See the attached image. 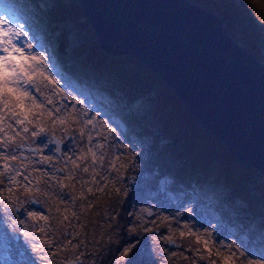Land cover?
Masks as SVG:
<instances>
[{
  "label": "rangeland",
  "instance_id": "1",
  "mask_svg": "<svg viewBox=\"0 0 264 264\" xmlns=\"http://www.w3.org/2000/svg\"><path fill=\"white\" fill-rule=\"evenodd\" d=\"M59 2L67 4L69 0ZM190 2L217 16L227 36L251 57L264 64V34L261 31V23L264 22V0ZM220 2L223 3L221 8L218 5ZM52 4V0H14L12 6L1 7L8 9L14 16L23 15L33 20L36 30L47 42L57 30H52L46 23L47 27H44L43 24L46 21L52 22L53 28L62 29V34L58 32L61 38L64 35L68 37L70 44L75 42L74 49L78 42L83 41L85 34L71 32L68 30L69 24L62 20L53 22L48 13ZM239 12L243 14L241 17ZM231 17L238 23L233 28L227 24ZM253 21L260 27L257 28ZM0 26H6V23ZM95 36L92 35V38L95 39ZM78 57L81 59L82 53H79ZM76 65L81 67L77 62ZM70 68L73 69L71 64ZM43 76V70H37L32 81L39 87L37 95L53 101L52 109L42 107L38 97L33 99V94L29 98L35 104L27 103L24 99L17 101L15 95H10L9 106L5 108L3 101L0 100V166L3 163L5 171L9 174L8 178L0 169V208L12 207L19 198L29 209L44 210L43 213L38 212L35 219L27 217L23 225L19 223L20 214L13 220L8 212L3 213V217H0V264H31L33 258L37 264H62L78 259L82 264H125L126 258L122 255V249L128 246L125 241L137 234L143 241L142 259L145 261L154 259L155 264H222L212 255L219 251V244L216 241L212 246L205 245L196 238L184 236V231L177 226L176 222L178 220L182 222L183 218L174 214V208L182 200L192 201L188 198L190 185H187L188 188H169L172 178L165 173L157 174V169L153 167L150 153L153 138L141 132L140 124L138 126L133 119V116L138 120L144 117V123L150 127L151 132L157 131L153 120H147V114L144 113L147 110L148 95L138 93L134 98L140 101V107L137 112L132 109L133 113H128L131 111L129 110L132 108L131 104L128 109L127 104V107L125 104L123 106V102L114 100L109 96L110 93H107L108 97L103 99L105 104H109V107L113 105L121 107L132 125L123 124L119 120L122 124H119L121 143L118 146L110 140L114 134L109 136L104 131L103 136L98 138L96 163L93 164L88 129L82 124L75 107L72 104H69V107L65 106L62 123L54 122L52 114L57 109L62 113L65 100L62 95L52 90V84L44 80ZM63 76L66 79V75ZM102 86L100 84V88L104 89ZM107 90L126 99L120 89L111 86ZM18 112L24 118L21 130L15 126ZM164 122L165 135H159L160 143L174 139L169 120L166 119ZM30 125L37 130L43 128L44 135L32 137L30 133L34 129H30ZM24 127L30 130L29 133L23 132ZM90 127L93 128L94 124H90ZM72 132H75V136L71 135ZM45 137L47 147L42 149L40 141ZM70 140L75 148L72 155L75 163L68 159L67 146ZM55 142L59 143V152ZM5 143L11 146L8 151L4 150ZM13 154L16 159L11 158ZM44 156L50 157V161L40 163ZM85 168L87 171H84ZM46 169L50 171H45ZM61 169L63 172L58 171ZM258 175V179L264 181V174L260 172ZM25 176L28 177V181L25 180ZM200 178L212 177L200 174L198 179ZM241 183L243 186L251 184L245 180ZM230 186L228 199L239 205V208H236V205L231 208L240 222H230L235 215L234 212L231 215L224 214L222 220L218 221L221 226L217 231L224 236H228L224 234L226 231H229L230 235L233 232L238 234L237 229L243 223L241 217H258L262 223L264 222L258 215L254 216L250 210L247 211L245 201L233 193L232 184ZM61 194L65 199H61ZM32 198L39 203L28 204V199ZM196 201L194 199L186 211L206 207L202 198L199 197ZM241 205L244 206L240 208ZM41 214H46L48 218L39 219ZM118 216L120 221L116 219ZM42 227L44 231H40ZM6 233L15 234V238L10 239L9 236L8 240L4 239ZM240 233L241 237L246 239L244 230ZM30 235L35 236L34 242L42 246V252L31 248L28 243ZM49 244L52 245L51 248ZM227 262L250 264L244 262L242 258H237V263L229 260ZM261 262L259 264H264Z\"/></svg>",
  "mask_w": 264,
  "mask_h": 264
},
{
  "label": "water",
  "instance_id": "2",
  "mask_svg": "<svg viewBox=\"0 0 264 264\" xmlns=\"http://www.w3.org/2000/svg\"><path fill=\"white\" fill-rule=\"evenodd\" d=\"M78 1L102 48L145 64L230 157L264 173V64L217 16L187 0Z\"/></svg>",
  "mask_w": 264,
  "mask_h": 264
},
{
  "label": "trees",
  "instance_id": "3",
  "mask_svg": "<svg viewBox=\"0 0 264 264\" xmlns=\"http://www.w3.org/2000/svg\"><path fill=\"white\" fill-rule=\"evenodd\" d=\"M52 2L48 13L53 22L62 20L69 24L71 32L85 34L83 41L74 47L77 56L79 53L83 55L77 61L80 68L97 73L108 88L120 89L127 98L133 99L140 92L148 95L144 113L147 120H153L157 131L151 132L144 117L138 120L133 116V119L138 126L140 124L141 132L153 138L150 151L153 167L157 174L165 173L172 178L169 188H188L190 181L198 179L200 174L226 178L233 186V193L245 201L247 211L264 221V181L258 179L260 171L231 158L226 146L203 128L171 88L145 64L132 56L108 54L96 39L94 28L78 0H69L67 4L59 0ZM222 4L218 3L220 8ZM242 15L239 12V17ZM233 18L227 23L230 28L238 24ZM166 119L171 124L174 139L160 143L159 135H165ZM244 180L251 184L243 186L241 182ZM116 219L120 221V216Z\"/></svg>",
  "mask_w": 264,
  "mask_h": 264
},
{
  "label": "bare ground",
  "instance_id": "4",
  "mask_svg": "<svg viewBox=\"0 0 264 264\" xmlns=\"http://www.w3.org/2000/svg\"><path fill=\"white\" fill-rule=\"evenodd\" d=\"M13 2L14 0H0V14H2L3 10L5 9L4 7L3 8L1 7L2 5L12 6L11 3ZM45 23L49 27H51L52 30H57L55 31L54 36L48 39L49 42L47 41L45 42L50 43L57 53L56 71L59 74L53 76L43 71L44 72L43 78L44 80H47L52 84L53 86L52 90L54 92H58L60 95H62L63 98L68 97L67 99L64 98L65 105L64 104L62 105L63 108L62 113L58 110L54 111L52 117H54L55 123L61 124L63 119V114L65 112V106H69V104H72L75 107L77 114H79V117L82 121V124H84V127L88 129V135L90 136L89 137L90 141L88 143L92 151V158H94L93 164H95L96 163L95 151L98 148V138L103 136V132L105 131L106 133H108L109 136L114 134L110 140H112L114 144L118 146L121 143V141L119 140V135L121 132V129H119V124L121 125L122 124L121 122H123V124L126 123L127 125H132L130 118H128V120L130 121L127 120V116H126L127 113L122 111L121 107L117 105H113L109 107V104L108 105L105 104L103 99L106 98L107 93H110L109 96L112 97L114 100H119L120 102H123V106L125 104V107L128 106V109L130 107L129 105L131 104L132 108L130 107L129 110L131 111H129L128 113H131L134 109L136 111L140 107V101L135 100V98L130 99L126 97V99H124V97H121L119 94H114L113 92L108 91L107 90L108 87L106 86L104 80L97 73L93 72L89 68H86V70L78 69L80 67L76 65V62L78 61L79 57L77 56V54H75L73 49V43L75 42L73 43L71 42L70 44L68 42V37H65L64 35L63 38H61V35H58V32L61 33L62 31L60 27L53 28L51 25L52 22L50 21H46L44 22V24L42 23L44 27H47ZM261 26H262L261 28L262 34H264V22L261 23ZM35 47H36V42H33V48ZM105 51L108 52V54L110 55H122V54H117L120 52H113L108 50ZM68 57L70 62L68 60ZM12 58L17 63H22L24 59L22 57L16 56L15 54L13 55V57H10V59ZM70 64L73 67V69L70 68ZM63 74L66 75V79H64V81L61 79V76H63ZM33 76L34 74L26 72L24 79L27 83L31 84ZM100 84L103 85L102 86L103 88L104 87L105 88L101 89ZM23 91H24L23 89L20 90L22 94V99H24L25 102L30 104H35V102L31 101L29 98L31 94H33L35 98L38 97L39 103L42 104V107H49L52 109L53 101L52 103H48L49 100L45 99V97L41 98L40 95H37V93H33L31 91H29L28 94L23 95ZM69 93H71L70 97L68 96ZM121 95L123 94L121 93ZM76 101H80V102L76 103ZM126 101H128L129 103H126ZM89 118L92 119V123H88ZM16 120H22V121L24 120L23 115L20 112H18V117L16 118ZM119 120H121V122ZM90 124H94V127L91 128ZM22 125H24V123L20 125H17L15 123V126L19 130L22 129ZM29 127L30 129H34L33 125H30ZM113 131H115V133H113ZM71 135L75 136V132H72ZM34 138H38V137H34ZM0 169H2L3 172L6 175H8L7 177L9 178V174L7 173V171H5V166L3 163L0 166ZM259 171L262 172L261 170ZM230 185H231L230 182L226 180V178H200L190 181V187L188 188L189 190L188 198H191L192 201L182 200L174 208V214L179 215L181 218H183L182 222H179L178 220L176 223L177 226L184 231L183 234L184 236L186 235L188 237L196 238L198 242H202L205 245L207 244L211 246L213 245V242L216 241V239L214 238V233L212 230H210L209 225L210 224L213 225L216 228V231H218V229L221 226V223L218 221L222 220L221 217L224 214L227 215L233 214L234 212L233 206L236 205L233 201H229L228 199L229 198L228 187ZM199 197L204 200L206 207L204 209L196 210L194 208L191 211H186L187 207H190V203H192L194 199L196 201L197 198ZM243 206L244 205H241L240 208ZM236 208H239V205H236ZM216 216H219L220 218ZM224 219L230 220L227 217H224ZM240 220L243 223L237 229L238 234L237 232H233V234L230 235L229 231H226L224 234L226 235L228 234V236H239L241 234L240 233L241 230L242 231L244 230V233L247 236L246 239H248L249 237L259 238L262 234H264V222L262 223L261 220L258 219V217H251V218L241 217ZM230 222L231 223L240 222L239 217L236 216L235 214L234 217L232 216ZM235 247L238 248V246ZM257 247H259V245H257ZM212 255H214L215 259H217L219 263L222 264H228L227 260L234 261L235 263H237V258H242L244 262L250 264H259L261 262L258 259L247 258L246 254L234 255L232 246L228 248H221L220 244H219V251L212 253Z\"/></svg>",
  "mask_w": 264,
  "mask_h": 264
},
{
  "label": "snow or ice",
  "instance_id": "5",
  "mask_svg": "<svg viewBox=\"0 0 264 264\" xmlns=\"http://www.w3.org/2000/svg\"><path fill=\"white\" fill-rule=\"evenodd\" d=\"M251 14L249 13V16ZM14 21V22H13ZM0 100L3 101V106L7 108L9 106V96L15 95L17 101L22 99V94L20 92L23 89V95L28 94L29 91L36 93L39 91V87L36 85L35 81H32L31 84L27 83L24 79L26 72L34 74L37 70H43L49 75L59 74L57 69L56 61V51L51 46L50 43H46L42 35L36 30L35 23L30 18L20 15L14 16L8 9H4L3 13L0 14ZM255 24V21L252 22ZM257 28L260 25L255 24ZM33 42H36V47L33 48ZM24 58L22 63H17L14 59H10L13 55ZM61 79H64V76H61ZM71 96V93L68 94ZM67 99L68 97H64ZM35 100V96H33ZM80 101H76L79 103ZM48 103H52L51 100ZM70 106V105H69ZM66 106V107H69ZM59 110V109H57ZM17 125L23 124L24 121L16 120ZM88 123H92V119L89 118ZM27 127L23 128L24 133H29ZM30 135L32 137H40L44 135V129L40 128L39 130L31 131ZM41 148L47 147V139L40 141ZM11 146L7 143L4 144V150L8 151ZM68 159L72 160L75 163V160L72 159V155L75 152V148L70 140L67 146ZM12 159H16L15 154L12 155ZM50 161V157L44 156L43 161L40 163H45ZM45 171H50L46 169ZM63 172V170H58ZM87 171V168L84 169ZM19 174V173H18ZM15 179V177H11ZM25 180L28 181V177L25 176ZM39 191V188L36 189ZM91 191V189H89ZM61 199L65 197L61 194ZM28 204L36 205L39 203L38 200L32 198L28 199ZM43 209L37 208L35 210L29 209L25 206L24 201L17 199L12 207L0 208V217H3L4 212H8L13 220L19 216V223L23 225L26 223L27 217H32L35 219L37 213H43ZM46 214H41L39 219H47ZM47 227V226H44ZM44 227L40 231H44ZM210 230L214 233V238L217 243L220 244L221 248L233 247V254H246L247 258L258 259L264 262V234L259 238L248 239L241 238L240 236H224L219 234L216 231V228L213 225H209ZM15 238V234H5L4 239L8 240ZM35 236L30 235L28 243L32 249H35L37 252H42L43 248L40 244L35 243ZM128 245L122 249V255L126 258L125 264H155L154 259L145 261L142 259V253L144 252L143 241L140 240L139 235L133 236L131 239L125 241ZM259 245V247H257ZM10 246V240H9ZM50 248L51 244L48 245ZM235 246H238L235 247ZM31 264H37L35 258L31 259Z\"/></svg>",
  "mask_w": 264,
  "mask_h": 264
},
{
  "label": "flooded vegetation",
  "instance_id": "6",
  "mask_svg": "<svg viewBox=\"0 0 264 264\" xmlns=\"http://www.w3.org/2000/svg\"><path fill=\"white\" fill-rule=\"evenodd\" d=\"M79 264H82V262H80Z\"/></svg>",
  "mask_w": 264,
  "mask_h": 264
}]
</instances>
